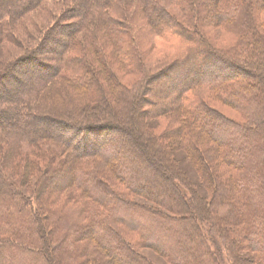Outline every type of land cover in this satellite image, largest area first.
Listing matches in <instances>:
<instances>
[{"label":"trees","instance_id":"obj_1","mask_svg":"<svg viewBox=\"0 0 264 264\" xmlns=\"http://www.w3.org/2000/svg\"><path fill=\"white\" fill-rule=\"evenodd\" d=\"M41 1L0 0V25L4 24L2 26L6 28L13 26L15 22L24 17L27 10L38 5ZM68 1L65 0V2ZM75 1H77L76 5L68 9L64 15V18L77 17L75 24L70 27L68 32L69 34L73 31L76 32L82 26L81 33H83L84 38L86 37L87 47L90 49L91 46V50L97 54L101 71L104 67L107 68L106 55L99 54L100 50H104L103 45L105 44L103 43L105 42L107 45L112 44V47L115 48L120 59V66L125 68L132 66L136 67V72L141 71L143 66H141L136 48L132 45L131 36L121 30L120 24L112 16V14L120 15L122 9L119 3H116V0ZM166 1L168 0H139L140 7L144 6L148 13L147 17L152 22L153 35L160 38L159 33L166 29L180 30L179 38L184 41L186 46L188 44L185 55L180 60L168 65L166 70L169 74H163L159 77V79H163L168 88L162 97H156L159 100L157 108L161 110L162 107H168L169 109L172 105H177L179 108L180 119L178 120H180V124H178L181 127L179 130L170 132V134L181 139L180 147L182 146L187 150L190 157L193 156L198 161L199 166H201L200 173L208 186L211 185V179L215 176L212 172H208L207 166L202 164V152L197 147L195 136L188 128L191 126L195 128L197 133L210 137L212 142L219 140L220 144H224V141H221L222 136L220 137L223 131L227 129V133L232 132V139L226 141L219 153L222 160L232 169L240 171L237 174H243L242 176L238 175L239 178L230 179V182L228 180L229 183L226 185L221 182L212 183V186H217V197L220 198H218L219 202L216 207L225 216L232 213L236 215L235 223L244 226L241 233L246 246L242 248L251 252L253 263L264 264V117H262L264 114V97L252 94L245 85L238 87L239 90L235 89L237 92L232 90L234 100L237 99L235 104L241 105L239 112L246 114L248 118L247 121L241 122V125L237 122L234 125L231 123V127L225 125L226 121H222L219 114L217 115V112L212 108L204 107L203 103L200 104L199 96L191 95L196 90V85L200 84V87L208 85L205 83H214L215 79L219 83L236 79L240 75L234 74L230 77L215 75V70H218V73L223 70L227 73L230 72H228L226 65L223 66L224 68L218 66L217 69H214L213 64L217 63L215 61L216 52L208 44L201 41L200 34L197 33V31L199 32L198 29L192 31L194 28L191 27L190 31L175 25L174 20L170 18L166 10L168 9ZM224 1L226 0H219L213 6L215 15L209 18L213 27L230 31L228 28L232 26L231 17L233 14L230 16V13L225 10ZM194 10L196 12V9ZM195 15L196 22L204 17V15L203 17H198V14ZM91 21L99 26L96 27L101 30L102 35L98 33L96 27L94 31L88 29ZM253 24L254 26L249 29V31L253 29V34L248 36L251 44L245 46L252 48L247 50L243 48L242 53L246 56L247 62L243 63L245 67L255 70L259 62L256 55L258 52H255V58L250 59L251 52L257 48L258 44L261 47L264 46L262 45L261 32L256 27L255 22ZM235 32L236 35H240V38H243L244 32L248 33L247 27L244 28L241 25L237 26ZM46 34L44 35L46 36ZM44 41L42 40L41 45ZM50 42L59 45V52L65 50L62 56L65 62H77L74 60L80 59V65L70 72H64L62 65L58 73L56 68L51 69L40 65L42 72L50 69L51 73L48 75L49 70L47 75L36 74V77L33 75L32 79L26 82V86L18 84L19 91L5 102L8 103L7 110H10V115L0 118V121L2 120L0 123V143H14L26 151L31 145L39 141L35 140L38 134L46 133L49 129L55 130L57 125L52 126L48 116H43L41 115L42 112L34 110L29 99L41 92L46 80L52 79L56 73L63 82L67 80L72 88L78 86L87 89L85 94L87 98H91L100 90L97 84H93L94 79L98 81V70H86L87 63H90L89 56L84 54L83 57L73 60L66 56V51L73 43V46L82 49V46L80 47L79 44L75 43V39H71L67 44L52 37ZM201 54H206L208 61L200 58ZM196 64H201V67L203 69L205 67L206 70H196ZM179 70L182 71L181 77H179ZM89 73L91 74L89 75ZM244 73L248 75L247 71ZM112 75L114 73H108L107 77L110 78ZM153 79L158 80V76L149 77L148 75V82ZM262 80V77H255L257 86L262 85ZM116 84L113 85L114 89H116ZM117 87L119 88V85ZM144 91L145 87L142 88V92ZM30 94L31 96H28ZM104 94L99 96V101L107 99L106 94ZM172 95H175L174 99L171 98ZM163 98L166 100V102L163 101L164 103L161 101ZM138 102L137 99L134 103L138 104ZM96 103L98 102L92 101L87 105L84 104L82 109L85 107L87 110L92 107L95 108ZM242 106L246 109H242ZM15 109L18 111L16 112ZM16 115L21 116L24 123H17ZM254 120L259 122L258 129L255 130L250 124ZM78 122H84V119L79 117ZM64 126L69 128V139L65 138L62 128L59 127L54 136L57 145L46 142L39 144L32 152L27 153L30 157L37 150L36 154L38 153L40 158L35 154L36 160L42 166L46 164L41 171L44 172L47 168L46 174L41 175L35 187L32 199L36 202L29 201L28 192L15 195L12 193V196H9L12 192V187L9 186L10 179L9 176L3 175L1 172L7 167L6 160L8 159L7 156L0 158V264H50L47 253H45L46 248L57 250L56 258L62 264H151L139 252V249L143 247L166 257L172 264H222L220 250L212 251L205 238L206 235L198 226L197 219L195 220L198 212L195 211L194 206L190 208L191 213L194 212L192 213L194 218L183 222L182 220L170 219L171 216L166 218L162 214L156 213L155 210L151 211L146 207L138 206L136 202L131 200L133 196H139L147 198L159 207L175 204V201L168 195L163 196L164 192L161 190L153 191L150 188L149 184L150 181L153 182V179H164L157 167L143 156L137 147V138L121 132L120 137L109 141L105 146L96 143L90 149L92 155L87 156L85 154L88 152L85 150L83 152L79 146L81 145L83 148L84 146L89 148V146L83 145L84 142L78 140L77 126L70 124H64ZM185 127L188 128L185 129ZM85 131L87 130H82L81 133L83 134ZM189 134L192 139L188 138ZM218 137L220 139H217ZM58 155L64 158L59 160ZM85 156L88 157L87 161ZM28 160V158L24 160L25 167L22 175L25 184L23 187L29 185L33 170L38 167L37 164L35 166L30 164ZM99 162L102 168L95 165ZM238 164L241 166L239 165V167ZM166 181L170 188L172 187L176 191L178 202L185 205L187 203L185 194L181 193V189L174 184L173 180L167 178ZM11 183L14 185L16 182L11 181ZM72 190L75 191V194ZM65 192L70 193V195L60 197L61 193ZM226 196L228 200L224 201L223 198ZM37 197L41 201L37 200ZM160 198L164 199L162 204H160ZM39 201L42 202L41 208ZM70 202L75 205V208L69 210H74L75 213L73 214L66 211L71 205ZM45 206L47 207V215L41 216L40 212ZM76 207L78 208L76 209ZM77 219H80L83 224L78 223ZM45 221L51 224L50 229L46 228ZM186 226H188V231H186ZM173 230L175 233H172ZM58 234H60L59 237ZM173 234H178L175 241ZM45 238L48 239L45 240ZM49 241L51 244H48ZM210 242L216 244L217 240L213 236ZM184 249L185 254L183 253ZM233 257L236 256L233 255Z\"/></svg>","mask_w":264,"mask_h":264},{"label":"rangeland","instance_id":"obj_2","mask_svg":"<svg viewBox=\"0 0 264 264\" xmlns=\"http://www.w3.org/2000/svg\"><path fill=\"white\" fill-rule=\"evenodd\" d=\"M76 2L75 0H69L68 2H65V0H42L38 5L27 10L24 17L15 22L13 26L6 28L2 26L4 24L0 25V118L1 116L5 118L7 115H10V110H7L8 103L5 102L8 101L10 96L14 97L16 92L19 91L18 84L26 86V82L32 79L33 75H35L34 77L39 74L47 75L50 69L42 72L40 65L50 67L51 69L56 68L57 73L60 71L62 65L64 72H70L80 65V59L74 60L77 62H65L62 57L65 50L59 52V45L50 42L52 37L67 44H69L71 39H75V43L79 44L80 47L82 46V49H80L78 46H73V43L66 51V56L71 57L72 60L81 58L84 54L89 56L90 63H87L86 70H98V81L94 79L93 84H97L100 88L98 93L96 92L94 96L87 98L85 96L87 89H82L78 86L77 88H72L67 80L63 82V80L58 78L56 73L52 79L46 80L41 92L29 99L34 110H39L38 112H42L41 115L48 116L51 119L52 126H55V124L57 126H55V130L49 129L46 133L38 134L35 140L39 141L31 145L26 151L14 143H0V158L7 156L8 159L6 160L7 167L2 169L1 172H3V175L9 176V186L12 187V192L9 196H12V193L15 195L17 193L26 194L28 192L27 197H29V201L36 202V200L32 199L35 187L41 175L46 174L47 168L44 172L41 171L46 164L42 166L36 160L35 154L37 150L30 157L27 153L32 152L39 144H45L46 142L57 145L54 136L57 134L59 127L62 128L61 130L65 138L69 139V128L68 126H64V124L77 126V131L79 132L78 140L80 139V142H84L83 145L89 146V148L79 146L83 152L84 150L88 152L87 154L84 153L87 156L92 155L90 149L96 143L100 146H105L109 141L120 137L122 132V134H128L129 136H133V138H137V147L143 156L153 163L159 173H161L164 180L161 178L157 180L153 176L155 179H153L152 183L150 181V188L153 191L156 189L161 190L164 192L162 195H168L169 198L175 201V204H166L167 206L162 205L163 207H159L151 203L147 198L139 196H133L131 200L136 202L138 206L146 207L151 211L155 210L156 213H160L166 218L171 216V218L169 217L170 219H175V221L182 220L183 222L191 220L193 217L192 213L194 212L191 213L190 208L194 206L195 211L198 212L196 213L195 220L197 219L198 226H200L203 234L206 235L205 238L212 251L216 249L220 250L222 264H255L252 261L251 252L246 248H242L246 246L241 233L244 226L235 223L236 215L234 213L225 216L216 207L219 202V197H217L218 189L217 186H212V183L216 184L217 182L225 183L224 185H226L230 182V179L239 178L238 175L242 176L243 174H237L240 171L232 169L222 160L219 153L226 141L232 139V132L227 133L226 131L228 130L225 129L220 135V137L222 136L221 141H224V144H220L219 140L212 142L210 137L208 138L205 134L197 133L195 128L191 126L189 128L185 127V129H190L192 135L196 138L197 147L202 152V164L207 166L208 172H212L215 176L212 177L211 185L208 186L200 173L199 169L201 166H199L198 161L193 156L190 157L187 150L182 146L180 147L181 139L170 134V132L176 131V129L179 130L181 127L179 125L180 120H178L180 119L179 108L177 105H172L169 109L168 107H162L161 110L157 108L159 100L156 97H162L168 88L163 79H159V77L163 74H169L166 70L168 65L180 60L188 49V44L186 46L184 41L178 36L180 30L166 29L162 33L160 32V38H157V36L153 35L154 27L151 20H149L150 18L148 19L147 17L148 13L144 6L140 7L139 0H116L115 2L119 3L122 11L120 15L118 14L119 16L112 14L113 19L118 21L121 30H124L127 35L131 36L132 45L136 48L141 66L143 67L141 71L136 72V67L125 68L120 66V59L115 48L112 47V44L107 45V42H105L103 43L105 44L103 45L104 50H100L99 54L106 55L108 69L104 67L103 71H101L102 68H100L97 61V54L91 50V46L90 49L87 47L86 37L84 38L83 33H81L82 26L76 32L73 31L70 34L68 32L70 27L75 24L77 17L64 18V15L68 9L76 5ZM166 2L168 5V9L166 10L170 18L174 20L175 25L180 28L184 27L190 31L192 28H194L192 31L198 29L199 32L197 31V33L200 34L201 41L208 44L216 52L215 61L217 63L213 64L214 69H217L218 66L225 67L226 65L228 72H230L227 73L222 69L224 72L220 71L218 73V70H215V75L220 74L227 77L234 74L240 75L236 79L233 78L219 83L215 79L214 83H205L208 85L201 87L199 86L200 84L196 85V90L191 95H198L200 104L203 103L204 107H210L216 111V114H219V118L222 121H226L225 125L231 127V123L234 125L235 122L241 125V122L247 121L248 117L246 114L239 112L241 105L235 104L237 99H235L236 101L234 100L231 91L237 92L235 89L239 90L238 87L245 85L252 94L264 97V47L258 44L257 48L255 47L256 49L252 50L251 57L248 54L250 59L255 58L256 55L258 56L257 61L259 62L255 70L245 67L243 63L247 62L246 56L242 53L244 49L252 48L245 46L251 44L248 36L250 37L253 34V29L251 31L249 29L254 26V22L261 32V36L263 37L261 39L263 40L262 45L264 46V0L224 1L225 10L230 13V16L233 14L231 17L232 26L228 28L231 32L217 29L211 25L212 21L209 17L215 15L213 6L219 0H168ZM194 9H196V12ZM108 12L110 13V10ZM195 14H198V17H203V15L204 17L196 22ZM89 25L88 29L90 28L92 31L98 26L93 21ZM239 25L244 28L247 27L248 33L244 32L245 37L242 35L243 38H240V35H236L235 32V29ZM96 30L102 35L100 29L96 27ZM237 32L239 33V31ZM42 40H45L43 45H41ZM255 52L258 53L255 55ZM199 57L208 61L206 54H201ZM249 57H247L248 60ZM109 69L114 73L110 78L107 77L108 73H113ZM195 69L202 70L203 68L201 64H196ZM203 70H206V68L204 67ZM179 71V77H181L182 71ZM244 71H247L248 75ZM49 73H51V70L48 72V75ZM148 75L149 77L158 76V80L153 79L148 82ZM255 77L263 78L261 86H257ZM114 84H116V89L113 88ZM117 85H119V88ZM144 87L145 91L142 92V88ZM103 93L106 94L107 99L104 97L105 100L99 101V96ZM28 96H31V94ZM172 96L171 98L174 99L175 95ZM137 99L139 102L135 104L134 102ZM88 100H90L88 103L92 101L98 103H96L95 108L92 107L93 109L87 110L86 107L82 109L84 104H88H86ZM161 101L166 102L164 98ZM239 101L241 102V100ZM242 109L246 108L242 106ZM15 111L17 112L18 110L15 109ZM79 117L83 118L84 122H78ZM262 117H264V114ZM16 118L17 123H24V119L21 116L18 117L16 115ZM258 123L255 120L250 123L253 130L258 129ZM82 130L87 131L82 134ZM220 137L217 139H220ZM188 138L192 139L190 134ZM36 156L40 158L38 153ZM87 156H85L86 161L88 160ZM27 158L30 164H33V166L37 164L38 167L33 170L32 174L36 177L32 176V179H30L31 184L29 183V185L23 187L25 183L23 182L22 171L25 167L24 160ZM57 158L62 160L64 157L58 155ZM20 162L21 164H19ZM95 165L102 168L100 162ZM167 178L173 180L174 184L181 189V193L185 194V200L187 201L185 205L178 202L176 191L172 187L170 188L167 181L165 182ZM11 181L16 183L13 185ZM72 192L75 194L74 190ZM65 195H70V193H61L60 197H64ZM223 199L224 201L228 200L227 196ZM37 200L41 201L38 197ZM40 201L39 207L41 208L42 202ZM162 201L164 199L160 198V204L163 203ZM70 204V207L66 209L67 212L75 208L74 204L71 202ZM190 204L191 206H189ZM46 210V206L42 207L41 216L47 215ZM73 211H69L68 213H75ZM77 221L83 224L80 219H77ZM44 224L46 228L50 229V223L48 224L45 221ZM186 231H188V226H186ZM172 233H175V231L173 230ZM177 235L173 234L174 241L177 239ZM213 236L217 240L216 244L210 242ZM47 239L45 238V240ZM48 244H51V242L49 241ZM183 251L185 254V249ZM139 252L151 264H172L169 259L148 248L143 247L139 249ZM45 253H47L46 255L50 264H62L56 258L57 250L46 248ZM233 255L236 257L234 258Z\"/></svg>","mask_w":264,"mask_h":264}]
</instances>
